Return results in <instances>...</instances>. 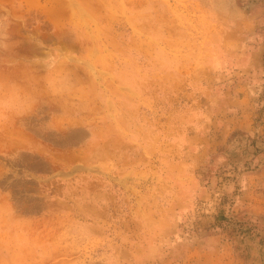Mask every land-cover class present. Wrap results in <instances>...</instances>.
I'll return each instance as SVG.
<instances>
[{"label": "rangeland", "instance_id": "obj_1", "mask_svg": "<svg viewBox=\"0 0 264 264\" xmlns=\"http://www.w3.org/2000/svg\"><path fill=\"white\" fill-rule=\"evenodd\" d=\"M0 264H264V0H0Z\"/></svg>", "mask_w": 264, "mask_h": 264}]
</instances>
